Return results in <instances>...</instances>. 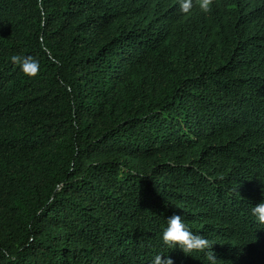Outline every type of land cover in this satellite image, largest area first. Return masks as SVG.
Segmentation results:
<instances>
[{
	"label": "trees",
	"instance_id": "obj_1",
	"mask_svg": "<svg viewBox=\"0 0 264 264\" xmlns=\"http://www.w3.org/2000/svg\"><path fill=\"white\" fill-rule=\"evenodd\" d=\"M261 202L264 0H0V264H264Z\"/></svg>",
	"mask_w": 264,
	"mask_h": 264
},
{
	"label": "clouds",
	"instance_id": "obj_2",
	"mask_svg": "<svg viewBox=\"0 0 264 264\" xmlns=\"http://www.w3.org/2000/svg\"><path fill=\"white\" fill-rule=\"evenodd\" d=\"M179 10L183 14H188L194 7H198L202 13L211 11L213 0H178ZM43 14V12H42ZM13 64L19 65L25 76L34 78L39 72V63L32 57L13 55L11 57ZM251 215L255 217L256 223L264 228V202H261L251 208ZM163 245L173 250L177 247L185 254L202 253L208 264H219L215 253L212 251L213 241L202 235L195 234L182 217L177 214L166 219V226L162 232ZM153 264H173V260L164 254H158Z\"/></svg>",
	"mask_w": 264,
	"mask_h": 264
}]
</instances>
